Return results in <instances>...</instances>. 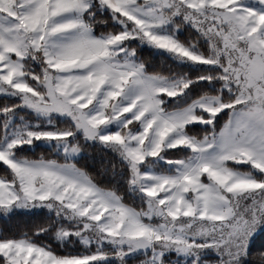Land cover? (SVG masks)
<instances>
[{
  "label": "snow or ice",
  "instance_id": "6c2138e0",
  "mask_svg": "<svg viewBox=\"0 0 264 264\" xmlns=\"http://www.w3.org/2000/svg\"><path fill=\"white\" fill-rule=\"evenodd\" d=\"M0 264H264V0H0Z\"/></svg>",
  "mask_w": 264,
  "mask_h": 264
},
{
  "label": "trees",
  "instance_id": "16d2710c",
  "mask_svg": "<svg viewBox=\"0 0 264 264\" xmlns=\"http://www.w3.org/2000/svg\"><path fill=\"white\" fill-rule=\"evenodd\" d=\"M29 226V218L25 216H17L10 221L0 219V229H10L12 232L16 233L26 230Z\"/></svg>",
  "mask_w": 264,
  "mask_h": 264
}]
</instances>
